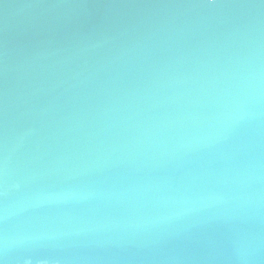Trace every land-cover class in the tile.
<instances>
[{"label":"water","instance_id":"95a60500","mask_svg":"<svg viewBox=\"0 0 264 264\" xmlns=\"http://www.w3.org/2000/svg\"><path fill=\"white\" fill-rule=\"evenodd\" d=\"M3 264H264V0H0Z\"/></svg>","mask_w":264,"mask_h":264},{"label":"snow or ice","instance_id":"6c2138e0","mask_svg":"<svg viewBox=\"0 0 264 264\" xmlns=\"http://www.w3.org/2000/svg\"><path fill=\"white\" fill-rule=\"evenodd\" d=\"M216 3H217V0H207L208 5H216ZM0 264H3V262L0 261Z\"/></svg>","mask_w":264,"mask_h":264}]
</instances>
